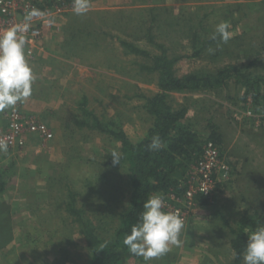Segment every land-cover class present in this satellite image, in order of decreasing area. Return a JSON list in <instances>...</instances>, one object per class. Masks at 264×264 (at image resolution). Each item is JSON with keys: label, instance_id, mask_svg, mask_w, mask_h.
<instances>
[{"label": "rangeland", "instance_id": "374dc122", "mask_svg": "<svg viewBox=\"0 0 264 264\" xmlns=\"http://www.w3.org/2000/svg\"><path fill=\"white\" fill-rule=\"evenodd\" d=\"M19 1L44 12V37L33 50L26 44L36 76L32 95L0 110V127L19 114L25 122L45 125L52 137L27 132L23 147L0 153L8 180L0 193V264H87L80 224L66 211L70 197L105 238L116 231L117 214L131 197L125 170L116 178L103 166L113 137L100 132L87 112L107 126L116 120L137 143L153 124L142 96L159 90L157 76L141 70L143 58L128 55L120 38L156 54L166 50L177 60L178 75L215 74L236 65L264 77V0H90L84 15L74 14L68 0ZM222 21L231 25L227 44L219 36L212 39ZM245 91L232 79L217 90L170 95L172 107L187 110L201 138L214 131L223 136L218 147L230 178L217 181L207 208L198 195L193 206L186 193L164 197L173 209L187 212L180 243L162 256L148 261L136 256L125 264H227L234 258L231 226L247 210L264 217V112L256 111L251 97L243 101ZM105 183L119 201L110 200Z\"/></svg>", "mask_w": 264, "mask_h": 264}, {"label": "trees", "instance_id": "16d2710c", "mask_svg": "<svg viewBox=\"0 0 264 264\" xmlns=\"http://www.w3.org/2000/svg\"><path fill=\"white\" fill-rule=\"evenodd\" d=\"M68 2L73 1L68 0ZM156 19L157 14L151 23ZM120 40L128 55L143 58L139 64L141 70L149 75L157 76L159 90L154 96H142L145 101L142 107L152 117L153 124L143 140L137 143L129 138L116 120H111L107 126L100 122L96 116L87 112L93 116L95 127L99 128L100 132L113 137L114 149L122 154L121 164L113 165L110 155L112 149L105 157L106 161L103 166L116 178H121L124 174L121 170H125L128 177L126 185L131 188L129 205L118 212L119 223L110 238L102 237L96 233L92 222L84 220L82 209L76 208L75 196L70 197L66 211L71 215L69 217H74V222L80 224V234L86 241L87 264H125L130 258L136 257L128 251L123 244V239L126 234H130L132 226L139 221L140 214L144 211L145 201L155 194H162L163 197L169 194L185 195L188 189L186 186L188 177L193 167L197 166L204 156L205 144L209 141L217 146L224 143L223 136L216 131L208 139L201 138L187 121V110L184 108L177 110L172 107L169 102L171 94L217 90L230 80L235 79L246 87L243 101L247 102V98L251 97L256 111L261 108L264 112V77L253 76L236 65H227L215 74L178 75L175 68L177 60L171 58L165 52L166 50L161 54H156L152 50L142 48L139 44L127 42L122 38ZM155 45L158 47L159 43L156 41ZM199 54L200 51H197V55ZM83 103L84 106L88 103L86 97ZM82 125H86V123L82 122ZM155 136L161 138L162 147L159 150L150 151L148 145ZM5 179L4 173L0 169V193L7 190L8 180ZM106 185L109 186L108 191L114 198L110 200L113 203L119 201V199L115 201L117 193L110 187V183ZM90 188L91 186L88 187V189ZM197 198L201 208H207L215 199L213 195H198ZM261 225H264V217L257 211L251 213L247 210L240 217L236 228L231 226L230 243L234 258L227 264H244L243 252L248 234Z\"/></svg>", "mask_w": 264, "mask_h": 264}, {"label": "clouds", "instance_id": "9594fccd", "mask_svg": "<svg viewBox=\"0 0 264 264\" xmlns=\"http://www.w3.org/2000/svg\"><path fill=\"white\" fill-rule=\"evenodd\" d=\"M90 7V0H73V12L76 15L86 14ZM40 15L39 10L32 9L26 13L24 23L0 31V110L26 102L32 95L36 76L28 60L31 53L26 50V40L22 33L28 30L30 21ZM230 28L228 21L220 22L216 25L212 39L219 36L220 41L227 44L232 38ZM161 147L159 136L153 137L148 145L150 151ZM8 150L7 141L0 139V153ZM110 155L113 165L121 164L122 154L118 150L113 149ZM143 208L139 221L132 226L130 234L125 235L123 244L131 254L142 256L148 261L167 253L171 245L180 243L184 220L178 210H165L162 194L150 196ZM243 261L244 264H264V225L248 234Z\"/></svg>", "mask_w": 264, "mask_h": 264}, {"label": "built area", "instance_id": "2783aa9c", "mask_svg": "<svg viewBox=\"0 0 264 264\" xmlns=\"http://www.w3.org/2000/svg\"><path fill=\"white\" fill-rule=\"evenodd\" d=\"M23 1L19 0H0V31H3L13 25H19L25 22L23 19H16L17 15H26L31 11L30 6L24 5ZM37 9V8H36ZM39 10V9H37ZM41 15L33 18L37 23L30 22L28 30L22 35L26 40V44L32 50L41 45L44 37V12L39 10ZM40 19V20H39ZM11 115V114H10ZM7 124L0 127V139L6 140L9 148L23 147L24 135L28 133L41 134L42 137L51 138L52 134L48 128L41 124L25 122V119L19 114H13L7 118ZM205 153L201 158L199 164L195 167L191 186L186 191V197L189 199V206H193V198L196 195L212 196L216 187L217 181L222 178L228 180L230 178L231 167L226 163L221 154L219 147L213 142L205 144ZM196 187V188H195ZM173 199L178 198L175 194H169ZM166 211H177L165 201ZM183 217L184 222L187 219V212L185 210H178Z\"/></svg>", "mask_w": 264, "mask_h": 264}]
</instances>
